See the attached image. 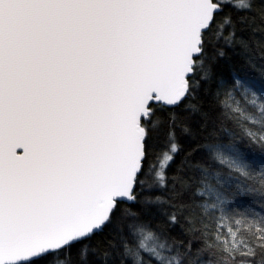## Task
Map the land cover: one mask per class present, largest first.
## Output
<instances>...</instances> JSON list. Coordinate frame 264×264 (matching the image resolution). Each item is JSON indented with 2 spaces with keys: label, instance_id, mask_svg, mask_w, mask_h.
Instances as JSON below:
<instances>
[{
  "label": "snow or ice",
  "instance_id": "snow-or-ice-1",
  "mask_svg": "<svg viewBox=\"0 0 264 264\" xmlns=\"http://www.w3.org/2000/svg\"><path fill=\"white\" fill-rule=\"evenodd\" d=\"M0 264H264V0H0Z\"/></svg>",
  "mask_w": 264,
  "mask_h": 264
}]
</instances>
